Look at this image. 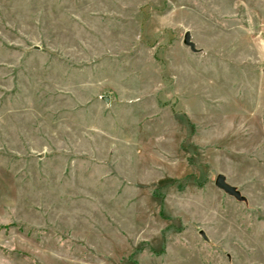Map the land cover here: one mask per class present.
<instances>
[{
  "label": "rangeland",
  "instance_id": "1",
  "mask_svg": "<svg viewBox=\"0 0 264 264\" xmlns=\"http://www.w3.org/2000/svg\"><path fill=\"white\" fill-rule=\"evenodd\" d=\"M0 264H264V0H0Z\"/></svg>",
  "mask_w": 264,
  "mask_h": 264
},
{
  "label": "water",
  "instance_id": "2",
  "mask_svg": "<svg viewBox=\"0 0 264 264\" xmlns=\"http://www.w3.org/2000/svg\"><path fill=\"white\" fill-rule=\"evenodd\" d=\"M183 42L187 46L191 47V49L195 50V43L192 41L191 33L189 31H187L185 33ZM215 184L217 187L222 189L225 193L235 197L237 200H239V201H245L246 200V197L242 194V192L238 189V187L229 183L224 174L220 173L217 175L216 180H215ZM202 234H203V232H202Z\"/></svg>",
  "mask_w": 264,
  "mask_h": 264
},
{
  "label": "crops",
  "instance_id": "3",
  "mask_svg": "<svg viewBox=\"0 0 264 264\" xmlns=\"http://www.w3.org/2000/svg\"><path fill=\"white\" fill-rule=\"evenodd\" d=\"M3 50H5V48H3Z\"/></svg>",
  "mask_w": 264,
  "mask_h": 264
}]
</instances>
